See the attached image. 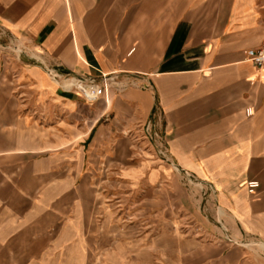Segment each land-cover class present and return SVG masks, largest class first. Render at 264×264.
<instances>
[{
    "label": "crops",
    "instance_id": "obj_1",
    "mask_svg": "<svg viewBox=\"0 0 264 264\" xmlns=\"http://www.w3.org/2000/svg\"><path fill=\"white\" fill-rule=\"evenodd\" d=\"M0 34L17 48L2 57L15 67L22 91L34 94L27 99L59 109L63 118L45 127L39 117L31 126L42 136L59 135L51 146L0 150L1 243L27 232L36 188L39 193L54 179L69 191L84 179L95 136L140 133L150 120L172 165L159 163L194 177L212 202L215 227L238 243L210 244L229 250L197 264H264V70L244 55L264 38V0H0ZM53 69L96 79L114 75L107 84L123 90L108 89L88 103L56 85L48 74ZM126 76L143 87L133 81L128 87ZM43 153L49 155L32 156ZM156 165L141 161L137 169L156 183L167 174L151 168ZM21 177L32 186L24 188ZM251 181L258 183L253 194Z\"/></svg>",
    "mask_w": 264,
    "mask_h": 264
},
{
    "label": "rangeland",
    "instance_id": "obj_2",
    "mask_svg": "<svg viewBox=\"0 0 264 264\" xmlns=\"http://www.w3.org/2000/svg\"><path fill=\"white\" fill-rule=\"evenodd\" d=\"M11 48L17 49L0 34V150L9 149L11 144L30 149L51 146L59 135L42 136L31 126H37L39 117L40 126L59 124L63 122L62 112L50 105L31 103L34 94L22 91L15 67L2 57L3 52L14 54ZM128 78H123L128 87L137 83V78ZM109 89L123 90L117 85ZM108 119L111 113L103 121ZM113 133L93 138L86 176L73 183L69 191L67 185L55 184L54 179L43 183L39 193L35 189L34 206H28L33 211L24 221L29 226L24 229L27 232L17 242H0V264H9L11 258L17 262L14 264H197L228 252L210 245L225 240V234L215 227L217 223L208 211L212 202L203 195V187L198 182L185 183L183 173L159 163L136 130ZM102 142L108 149L105 153L100 151ZM141 161L158 163L151 168L164 167L167 174L149 183L137 169ZM21 179L24 188L32 186L29 178ZM60 211L64 216H58ZM70 219L72 225L67 227ZM230 240L234 239H226L225 244L238 245ZM250 251L259 253L256 248Z\"/></svg>",
    "mask_w": 264,
    "mask_h": 264
},
{
    "label": "built area",
    "instance_id": "obj_3",
    "mask_svg": "<svg viewBox=\"0 0 264 264\" xmlns=\"http://www.w3.org/2000/svg\"><path fill=\"white\" fill-rule=\"evenodd\" d=\"M245 58L248 62L252 63L256 70H264V38L256 48L247 49L244 51ZM48 74L50 78L54 80L73 78L75 84L72 85L68 90L72 91L76 97L82 99L85 102L93 103L103 97L106 91L109 89V85L106 82L105 76L102 75L97 82L96 78L91 77H79L69 76L60 69L49 70ZM261 83L264 84V77H262ZM246 114L250 116L252 111L247 109ZM141 138L145 143L146 148L150 149L151 152L162 162L172 165L168 157L167 151L162 141V136L153 121H146L140 129ZM177 170V169H175ZM178 171V170H177ZM183 179L185 183L195 185L196 180L194 177L186 172H183ZM258 188V183L255 181L248 182L247 190L249 194H253L255 189Z\"/></svg>",
    "mask_w": 264,
    "mask_h": 264
},
{
    "label": "bare ground",
    "instance_id": "obj_4",
    "mask_svg": "<svg viewBox=\"0 0 264 264\" xmlns=\"http://www.w3.org/2000/svg\"><path fill=\"white\" fill-rule=\"evenodd\" d=\"M107 78V77H105ZM51 80L55 83V84H61V86L64 88V89H69L72 85L75 84V80L73 78H68V79H61L59 81L57 80H54L51 78Z\"/></svg>",
    "mask_w": 264,
    "mask_h": 264
}]
</instances>
